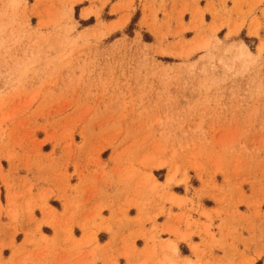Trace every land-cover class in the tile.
Instances as JSON below:
<instances>
[{
	"label": "rangeland",
	"instance_id": "rangeland-1",
	"mask_svg": "<svg viewBox=\"0 0 264 264\" xmlns=\"http://www.w3.org/2000/svg\"><path fill=\"white\" fill-rule=\"evenodd\" d=\"M194 5L0 0V264H153L158 218L197 261L264 253L259 4Z\"/></svg>",
	"mask_w": 264,
	"mask_h": 264
},
{
	"label": "crops",
	"instance_id": "crops-1",
	"mask_svg": "<svg viewBox=\"0 0 264 264\" xmlns=\"http://www.w3.org/2000/svg\"><path fill=\"white\" fill-rule=\"evenodd\" d=\"M191 1L195 2L194 8L199 7L202 10H205L207 8L212 7V5H214L215 8L222 9L223 2H226L227 8L230 9L231 11H235L237 8H239V6H241V4H249V3L259 4L257 17L260 19V22L262 24H264V0H191ZM260 3H261V5H260ZM14 182L19 184V186H21V189H20L18 195L24 196V195L28 194V192H30L29 184L34 185L33 189L37 188V190L32 189V191H31L33 194L37 195V193L40 192L39 186H40L42 180H14ZM126 213L128 214V216H130L129 215L130 210ZM166 221L167 220L162 221L161 218L157 219L158 230L163 231L161 229L166 228ZM160 231L158 233V242L159 243L156 245L158 258L153 264H162L164 260H166L169 257L170 258L172 257V255L168 252V251H170L169 247H170V249H172V246H170V244H168V241L176 243V246H177L176 257H177V259H179L181 261L182 264H187L188 261H192L194 264H217L218 260H215V261L209 260L210 263H207L206 259H202L201 261H197L198 260L197 258L199 255H197L195 253V251L193 250V247L196 245H199L200 243L196 242L195 240H192L191 246H188L189 254L183 255L180 251L181 241L174 239L172 237V235H169L165 232H160ZM121 239H122V235L118 232H116L114 234H108L107 239H106L105 243H102V246H111V245L119 242ZM253 250H254V252H255V250H257L258 253L262 252V250L260 248H253ZM214 256L218 257V258L222 257L220 254H217L216 252L214 253ZM224 259L227 260L226 258H224ZM117 262H118V264H124L123 261L121 260V258H118ZM235 262H236L235 264H238L237 262H242V264H257V263L264 264V253L260 254V255H255L254 253L248 254L245 252L244 254H240L239 258L236 259ZM95 264H106V263L96 262ZM112 264H116V262H113Z\"/></svg>",
	"mask_w": 264,
	"mask_h": 264
},
{
	"label": "bare ground",
	"instance_id": "bare-ground-1",
	"mask_svg": "<svg viewBox=\"0 0 264 264\" xmlns=\"http://www.w3.org/2000/svg\"><path fill=\"white\" fill-rule=\"evenodd\" d=\"M245 47H246V46H245ZM188 264H193V263L189 262Z\"/></svg>",
	"mask_w": 264,
	"mask_h": 264
}]
</instances>
